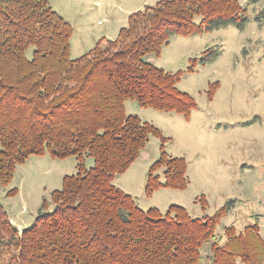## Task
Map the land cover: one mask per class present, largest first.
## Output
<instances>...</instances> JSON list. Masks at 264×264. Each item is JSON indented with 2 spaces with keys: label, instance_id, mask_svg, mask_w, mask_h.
<instances>
[{
  "label": "trees",
  "instance_id": "1",
  "mask_svg": "<svg viewBox=\"0 0 264 264\" xmlns=\"http://www.w3.org/2000/svg\"><path fill=\"white\" fill-rule=\"evenodd\" d=\"M238 0H160L129 15L116 39H100L72 59V25L50 0H0V182L29 156H76L78 172L44 200L36 222L19 229L0 205V264H264L258 222L237 230L214 215L193 218L180 205L141 209L114 179L139 157L152 124L128 115L125 101L188 118L196 101L177 86L180 72L150 56L176 34L242 25ZM218 84L210 85L209 98ZM94 157L87 169L85 157ZM163 168V181L153 172ZM187 163L165 155L150 169L146 192L185 189ZM206 205L204 196L200 198ZM50 204L52 211H48Z\"/></svg>",
  "mask_w": 264,
  "mask_h": 264
},
{
  "label": "rangeland",
  "instance_id": "2",
  "mask_svg": "<svg viewBox=\"0 0 264 264\" xmlns=\"http://www.w3.org/2000/svg\"><path fill=\"white\" fill-rule=\"evenodd\" d=\"M160 0H50L73 27L70 57L80 58L98 41L116 39L129 15L156 6ZM246 14L242 25H227L192 35H173L159 56L149 59L166 72L181 74L177 86L196 101L186 118L175 112L141 107L125 101L128 115L157 127L131 166L114 179L143 209L165 213L180 205L193 218L214 215L229 201L230 213L217 227L237 230L258 222L264 237V0H238ZM218 87L209 98L210 85ZM187 163L185 189L157 187L146 192L151 166L163 156ZM76 156L33 154L16 165L12 180L0 182V205L18 228L32 226L44 200L61 189L63 177L78 172ZM87 169L94 157H85ZM163 181V168L153 172ZM204 196L206 205L200 198ZM50 204L48 211H52Z\"/></svg>",
  "mask_w": 264,
  "mask_h": 264
},
{
  "label": "crops",
  "instance_id": "3",
  "mask_svg": "<svg viewBox=\"0 0 264 264\" xmlns=\"http://www.w3.org/2000/svg\"><path fill=\"white\" fill-rule=\"evenodd\" d=\"M20 230L22 229V228H19Z\"/></svg>",
  "mask_w": 264,
  "mask_h": 264
}]
</instances>
